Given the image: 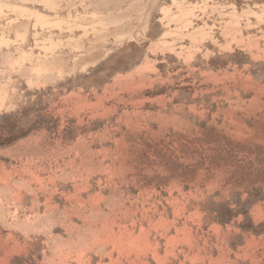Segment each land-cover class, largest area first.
I'll list each match as a JSON object with an SVG mask.
<instances>
[{"label": "rangeland", "instance_id": "rangeland-1", "mask_svg": "<svg viewBox=\"0 0 264 264\" xmlns=\"http://www.w3.org/2000/svg\"><path fill=\"white\" fill-rule=\"evenodd\" d=\"M0 264H264V0H0Z\"/></svg>", "mask_w": 264, "mask_h": 264}]
</instances>
